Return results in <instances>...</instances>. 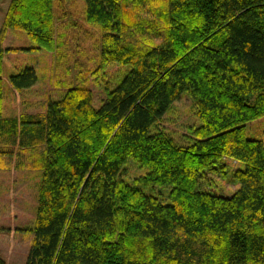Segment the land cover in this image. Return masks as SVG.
Instances as JSON below:
<instances>
[{
    "label": "trees",
    "instance_id": "trees-1",
    "mask_svg": "<svg viewBox=\"0 0 264 264\" xmlns=\"http://www.w3.org/2000/svg\"><path fill=\"white\" fill-rule=\"evenodd\" d=\"M58 1H11L0 120L6 35L25 32L29 52L55 50L69 13ZM76 1L100 31L103 65L131 70L100 109L84 82L23 130L4 122L5 170L42 173L26 264H264V144L246 129L264 118V0ZM37 82L33 68L10 77L20 92ZM184 94L202 124L179 145L153 128ZM129 160L147 170L133 185L123 178ZM229 160L245 166L231 197L201 187ZM151 185L173 188L172 203L148 195Z\"/></svg>",
    "mask_w": 264,
    "mask_h": 264
},
{
    "label": "rangeland",
    "instance_id": "rangeland-1",
    "mask_svg": "<svg viewBox=\"0 0 264 264\" xmlns=\"http://www.w3.org/2000/svg\"><path fill=\"white\" fill-rule=\"evenodd\" d=\"M10 1L0 0V25ZM58 3L61 9L66 8L69 13L64 20L62 16L61 21L57 22V34L60 39L53 50L56 54L45 56V66H53V69L49 66L47 68L54 70V73L41 74L39 85L35 89L31 88L28 98L35 100L34 108L38 110L46 104L47 98L57 97L53 87L56 81L60 85L63 84L65 91L85 82V86L94 93L95 108L100 109L107 98V89L116 87L131 67H122L115 63L103 65L99 46L101 34L83 20V3L76 0H60ZM29 59L30 57L24 56L21 60L24 62ZM50 81L53 82V86L49 85ZM201 124L193 99L184 94L153 130L170 135L179 145H188L191 129ZM246 129L248 139L259 140L264 144V118L248 123ZM128 162L130 164L126 166L123 178L129 184H137L138 180L147 174V170L133 160ZM222 167L223 163L218 165L217 172H207L202 179L201 187L221 196L231 197L240 188L234 181V174L237 170L245 169V166L229 160L226 161V167ZM22 172L25 171H18L10 179L16 187L22 185L20 190L18 188L14 190L13 195L10 190H5L4 186L0 187V257L9 264H26L34 239L32 231L37 215L42 173ZM3 180H7V177H3ZM143 189L165 205L172 203L171 187L151 185ZM12 201L16 206L12 207L13 211L9 203Z\"/></svg>",
    "mask_w": 264,
    "mask_h": 264
},
{
    "label": "crops",
    "instance_id": "crops-1",
    "mask_svg": "<svg viewBox=\"0 0 264 264\" xmlns=\"http://www.w3.org/2000/svg\"><path fill=\"white\" fill-rule=\"evenodd\" d=\"M12 1V0H11ZM11 1L9 2L8 9L6 11L5 17L2 19V22L0 25V32L2 30V26L5 22V18L7 16V12L9 10ZM35 47L33 43L30 41L27 34H24L20 31L16 30H10L8 31L5 41H4V49L6 51L4 55V61H3V80L5 83V94H4V112L3 117L0 120V130H8V127L6 124H10L12 122L17 123L19 131L23 130V125L26 122H30L33 124L34 120L37 118H43L46 115L47 112V106L50 101H58L63 98L65 94V90L63 88V84H59L58 81L55 82L54 86L52 85V81L48 82L49 85L54 87V93L57 94V97L55 98H47L46 104H43L42 108L36 110L34 108V104L36 103L35 100H30L28 98L30 91L32 89H35L39 83H40V76L44 72L47 73H54V70H50L47 67L54 68L51 65L45 66V56L47 54H56L54 51H46V50H36L35 52H29L30 49ZM26 50V51H25ZM26 57H30L27 61H22L21 59ZM48 64V63H47ZM26 68H33L37 75H38V82L35 85L34 88L23 90V91H17L14 89L10 83V77L14 74L20 73ZM4 122L6 124H4ZM3 158L0 157V187L4 186L5 190H10L11 194H14V190H20V187H16L14 183L10 180L11 177L18 173V170L15 168V165L11 167L9 170H5V166L3 165L5 162H3ZM31 159L27 160L28 162ZM25 172H22L24 174H30L35 171L31 170H23ZM25 176V175H24ZM22 176V177H24ZM3 177H7V180H3ZM7 183V184H6ZM12 207L16 208L14 201L9 202ZM13 211V210H12ZM14 215V213H13ZM9 264V262H7Z\"/></svg>",
    "mask_w": 264,
    "mask_h": 264
}]
</instances>
